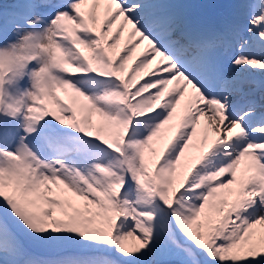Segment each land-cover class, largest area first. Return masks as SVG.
<instances>
[{"label": "snow or ice", "instance_id": "obj_1", "mask_svg": "<svg viewBox=\"0 0 264 264\" xmlns=\"http://www.w3.org/2000/svg\"><path fill=\"white\" fill-rule=\"evenodd\" d=\"M0 264H264V0H0Z\"/></svg>", "mask_w": 264, "mask_h": 264}, {"label": "bare ground", "instance_id": "obj_2", "mask_svg": "<svg viewBox=\"0 0 264 264\" xmlns=\"http://www.w3.org/2000/svg\"><path fill=\"white\" fill-rule=\"evenodd\" d=\"M189 3H190V2H189ZM189 3H188V4H189ZM191 3H192V2H191Z\"/></svg>", "mask_w": 264, "mask_h": 264}]
</instances>
